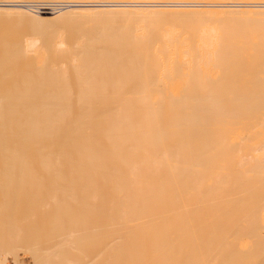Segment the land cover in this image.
<instances>
[{"label":"bare ground","instance_id":"1","mask_svg":"<svg viewBox=\"0 0 264 264\" xmlns=\"http://www.w3.org/2000/svg\"><path fill=\"white\" fill-rule=\"evenodd\" d=\"M17 216L33 264H264V0H0V264Z\"/></svg>","mask_w":264,"mask_h":264},{"label":"rangeland","instance_id":"2","mask_svg":"<svg viewBox=\"0 0 264 264\" xmlns=\"http://www.w3.org/2000/svg\"><path fill=\"white\" fill-rule=\"evenodd\" d=\"M26 25V26H25ZM30 24H28L27 22H24L23 26L25 28H28ZM34 171H38V172H44V171H47V170H34ZM65 172H69V171H72V170H64ZM54 180V182H53ZM42 183H43V189H41L40 191H37L32 189L30 190V188H36V183L38 181H36V179H30L29 181V184L26 186V189L25 190H20L19 192L22 194V195H28L30 193H39L40 197H39V201L37 203H35V206L33 208V210H31L32 213H35V214H41V213H44L46 211L48 212H52L55 210L56 208V204L51 201V200H47L46 202H44V199L47 198V194H51V193H57V194H61V192L63 191L61 188H64L63 185H60L59 181H57V179L55 178H52V177H49V176H43L42 177ZM79 181V180H78ZM33 183V184H32ZM52 183V184H51ZM61 187H60V186ZM81 185L78 184L77 186V193H81L79 192L80 191V187ZM52 188V189H51ZM55 188V189H54ZM29 189V190H28ZM27 190V191H26ZM51 190V191H49ZM31 191V192H30ZM30 192V193H29ZM41 192V193H40ZM43 193V194H42ZM41 199L43 201H41ZM44 203H48V207L46 208H42V204ZM54 203V204H53ZM41 204V205H40ZM71 204V203H70ZM40 207V208H39ZM37 209V210H36ZM39 210V211H38ZM34 211V212H33ZM81 211V210H80ZM73 212L77 215L79 210L78 208L77 209H74ZM22 221V222H21ZM24 221V222H23ZM16 222H17V225H16ZM13 223L14 225H8V226H4V229L5 230H14L15 228H18V226H20V229L24 235V240L21 239V241L18 243V248L16 249V254H17V257L19 258V260L23 263V264H33V260L31 259L30 257V254L25 250V245L27 244V240L28 238L30 237H33V236H36V237H33L35 239V246L38 247L39 249H42L44 248V246H46L48 243L46 242L47 241V236H46V232H47V226L43 225L41 220L40 219H34L32 222H31V219H27L24 220L22 219L20 216H17L14 220H13ZM11 222V224H13ZM23 223V224H22ZM21 224V225H20ZM16 225V226H15ZM31 225V226H30ZM36 226V227H35ZM11 227V228H9ZM44 227V228H43ZM44 229V230H43ZM32 233V234H31ZM36 233V234H35ZM40 239V240H39ZM37 241V242H36ZM39 241V242H38ZM41 246V247H40ZM27 253V254H26ZM24 255V257H23ZM30 258H29V257ZM22 258V259H21ZM25 260V261H24ZM30 260V261H29ZM7 261L9 264H13V258L10 255L7 256ZM28 262V263H27Z\"/></svg>","mask_w":264,"mask_h":264}]
</instances>
